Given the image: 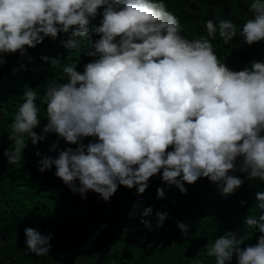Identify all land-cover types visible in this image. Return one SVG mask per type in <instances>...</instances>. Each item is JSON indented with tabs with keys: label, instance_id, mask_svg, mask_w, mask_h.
Wrapping results in <instances>:
<instances>
[{
	"label": "clouds",
	"instance_id": "clouds-1",
	"mask_svg": "<svg viewBox=\"0 0 264 264\" xmlns=\"http://www.w3.org/2000/svg\"><path fill=\"white\" fill-rule=\"evenodd\" d=\"M248 10L253 18L239 36L252 45L264 40V0H253ZM98 14L99 26L92 23ZM205 26L207 38H185L164 0H0V56L24 55L25 46L35 48L60 33L80 38L62 42L69 49L93 34L100 37L87 53L95 59L83 73L65 67L67 83L45 90L43 132L78 146L56 158L42 157L38 170L55 166V175L73 193L86 198L91 190L105 201L119 186H135L143 194L161 170L162 181L181 193L187 192L185 182L205 177L219 185L223 196L231 195L244 183L229 174L237 170V157H242L240 171L264 181V62L231 70L211 41L218 33L227 44L237 37V26L232 20H208ZM42 59L52 67L61 63ZM24 96L9 136L16 147L4 151L10 165L25 148L24 134L34 145L45 139L33 131L40 123L37 93L28 88ZM85 137L98 139L85 145ZM157 198H165L163 188L157 189ZM255 200L261 213L245 223L261 234L256 244L241 248L238 233L227 231L208 251L216 264H227L234 254L238 264H264V191L256 192ZM151 212L149 207L143 215ZM156 216L160 227L167 213ZM178 227L188 233V225L178 222ZM25 236L28 252L48 255L51 234L26 228Z\"/></svg>",
	"mask_w": 264,
	"mask_h": 264
},
{
	"label": "trees",
	"instance_id": "trees-1",
	"mask_svg": "<svg viewBox=\"0 0 264 264\" xmlns=\"http://www.w3.org/2000/svg\"><path fill=\"white\" fill-rule=\"evenodd\" d=\"M164 2L167 10L177 16L181 34L189 40L207 38L208 20L216 24L219 20L233 21L237 37L225 44L217 33L211 41L220 62L231 70L250 68L253 61L264 62V40L247 45L239 36L243 24L253 18L248 10L253 0ZM101 20L98 14L92 23L99 26ZM99 38L93 34L76 49H69L62 42L80 38L60 33L56 39L45 37L35 48L25 46L24 55L18 51L0 56V264H216L208 251L227 231L238 233L243 241L241 248L255 245L261 234L257 228L247 226L245 219L261 213L255 206V193L264 191V181L250 179L248 172L239 170L242 157H237V170L229 174L244 183L227 196L221 194L217 183L205 177L191 185L185 182L187 192L181 193L175 185L162 181L161 170L150 178L143 194L135 186H119L108 201L91 190L82 198L55 175V166L44 172L38 170L42 157L56 158L60 151L78 146L66 143L58 134L43 132L47 124L45 90L52 84L67 83L65 67L83 73L84 66L95 59L87 53ZM42 57L59 58L61 63L52 67L50 60ZM28 88L37 93L40 123L33 131L45 139L34 145L24 134L25 148L17 162L10 165L4 151L16 147L15 140H9L11 125ZM97 139L85 137L82 142L87 145ZM54 144L57 147L53 151ZM172 150L169 147L168 151ZM158 188L164 189L165 198H157ZM149 207L152 212L144 216ZM157 212L167 213L160 227ZM143 221L150 224L146 226ZM178 222L189 226L187 234L181 232ZM26 228L45 236L51 234L47 256L27 251ZM227 264H238L235 254Z\"/></svg>",
	"mask_w": 264,
	"mask_h": 264
}]
</instances>
